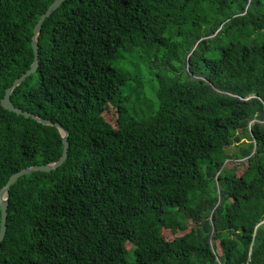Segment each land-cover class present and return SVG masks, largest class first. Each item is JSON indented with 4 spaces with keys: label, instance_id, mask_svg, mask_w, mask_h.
I'll return each mask as SVG.
<instances>
[{
    "label": "trees",
    "instance_id": "16d2710c",
    "mask_svg": "<svg viewBox=\"0 0 264 264\" xmlns=\"http://www.w3.org/2000/svg\"><path fill=\"white\" fill-rule=\"evenodd\" d=\"M55 1L0 0V191L64 151L1 105ZM39 46L11 101L69 156L11 188L0 264H264V0H66Z\"/></svg>",
    "mask_w": 264,
    "mask_h": 264
},
{
    "label": "water",
    "instance_id": "95a60500",
    "mask_svg": "<svg viewBox=\"0 0 264 264\" xmlns=\"http://www.w3.org/2000/svg\"><path fill=\"white\" fill-rule=\"evenodd\" d=\"M66 0H56L49 8L48 10L40 17V20L36 24L34 31H33V38H32V48L34 51V63L32 64L31 68L24 73L20 78L16 79L13 83V85L6 90L4 98L1 100L2 107L10 111L12 113H16L17 115L24 116L27 119H32L36 121L39 124H42L44 126H51L55 127L59 130L64 144V151L59 161L53 164L43 165V166H31L26 169L21 170L18 173H15L12 175L8 181V183L1 189L0 191V207L2 211V218H1V226H0V247L2 242L4 241L6 234H7V220H8V210H9V194L11 191V188L24 176L31 175L35 172H45L50 173L52 171H56L59 169L68 159L69 156V136L70 133L68 130H66L60 123H55L49 119L42 118L40 116H37L35 114H32L28 111H24L21 108L16 107L12 101L11 97L17 87H19L23 82H25L29 77H31L33 74H35L39 68L40 65V51H39V36L42 31V27L45 23V21L51 17V15L57 11L61 5ZM260 116L258 122L264 121V109L260 108L259 110Z\"/></svg>",
    "mask_w": 264,
    "mask_h": 264
},
{
    "label": "rangeland",
    "instance_id": "374dc122",
    "mask_svg": "<svg viewBox=\"0 0 264 264\" xmlns=\"http://www.w3.org/2000/svg\"><path fill=\"white\" fill-rule=\"evenodd\" d=\"M105 117H106V119L110 122V123H115V119H116V117H117V114H116V112H115V110L114 109H111L110 111H108L107 112V114L105 115ZM255 122V121H254ZM254 122H252V123H254ZM238 163V162H237ZM229 166H232L231 164H235V162H230L229 161ZM243 167H245V165L243 166ZM241 169H242V167H241ZM240 169V170H241ZM239 170V171H240Z\"/></svg>",
    "mask_w": 264,
    "mask_h": 264
}]
</instances>
